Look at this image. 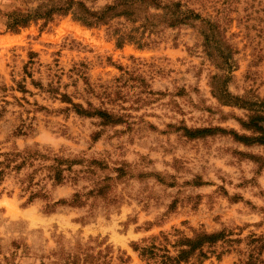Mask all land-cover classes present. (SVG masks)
<instances>
[{
  "label": "rangeland",
  "instance_id": "374dc122",
  "mask_svg": "<svg viewBox=\"0 0 264 264\" xmlns=\"http://www.w3.org/2000/svg\"><path fill=\"white\" fill-rule=\"evenodd\" d=\"M172 1L204 23L0 0V264H264V0Z\"/></svg>",
  "mask_w": 264,
  "mask_h": 264
},
{
  "label": "trees",
  "instance_id": "16d2710c",
  "mask_svg": "<svg viewBox=\"0 0 264 264\" xmlns=\"http://www.w3.org/2000/svg\"><path fill=\"white\" fill-rule=\"evenodd\" d=\"M52 4H38L33 8L27 17H47L54 12L70 13L72 17L87 26H96L108 24L114 19H121L130 22L139 21V27L142 30L147 29L148 32L158 29L159 26L173 27L181 24L204 23V20L196 13L189 10H181V3L172 0H113L110 4H105L98 9H91L85 5L82 0H51ZM155 10V12L151 11ZM157 10V11H156ZM27 19L15 18V27L26 22ZM197 21V22H196ZM205 39L208 34L199 29ZM129 34H120L119 37L124 38ZM256 108L249 115V123L251 128L263 129L255 122L256 118L264 120L262 112ZM3 161H0V174L3 168ZM185 251V250H183ZM164 264H179L177 257L166 256Z\"/></svg>",
  "mask_w": 264,
  "mask_h": 264
}]
</instances>
